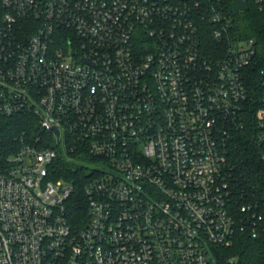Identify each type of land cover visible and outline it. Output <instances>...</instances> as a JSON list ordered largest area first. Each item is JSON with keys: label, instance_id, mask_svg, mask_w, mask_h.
Returning a JSON list of instances; mask_svg holds the SVG:
<instances>
[{"label": "built area", "instance_id": "obj_1", "mask_svg": "<svg viewBox=\"0 0 264 264\" xmlns=\"http://www.w3.org/2000/svg\"><path fill=\"white\" fill-rule=\"evenodd\" d=\"M232 11L0 0V128L27 113L40 130L0 138V264H215L214 247L257 235L229 156L243 133L264 162V43L239 38ZM59 155L101 167L78 226L72 182L50 176Z\"/></svg>", "mask_w": 264, "mask_h": 264}, {"label": "trees", "instance_id": "obj_2", "mask_svg": "<svg viewBox=\"0 0 264 264\" xmlns=\"http://www.w3.org/2000/svg\"><path fill=\"white\" fill-rule=\"evenodd\" d=\"M224 2L232 11V0H224ZM248 2L247 10L232 11L235 16L233 30L239 38L254 37L257 42L264 43V9H258L251 0ZM262 52H264V44H262ZM22 131L28 136L40 134L32 115L22 113L8 117L0 128V138L5 141ZM233 150L229 160L235 165L234 175L240 179L241 186L238 187L246 192L248 197L260 203L262 220L255 237H252L248 231L237 232L231 246L214 247L215 264H235L236 261H240L241 264H264V162L258 156L255 145L243 133L235 139ZM79 157L78 160L80 159L81 162H87L76 164L59 155L50 169L52 179L72 182V192L65 201V214L70 224L77 226L83 224L85 220L84 185L90 176L86 171L87 165H92L94 162L93 158Z\"/></svg>", "mask_w": 264, "mask_h": 264}, {"label": "water", "instance_id": "obj_3", "mask_svg": "<svg viewBox=\"0 0 264 264\" xmlns=\"http://www.w3.org/2000/svg\"><path fill=\"white\" fill-rule=\"evenodd\" d=\"M248 1L247 0H232V9L234 11H243L248 9ZM56 135H58V131L55 130ZM235 264H241L240 261H236Z\"/></svg>", "mask_w": 264, "mask_h": 264}, {"label": "rangeland", "instance_id": "obj_4", "mask_svg": "<svg viewBox=\"0 0 264 264\" xmlns=\"http://www.w3.org/2000/svg\"><path fill=\"white\" fill-rule=\"evenodd\" d=\"M72 159V158H70ZM72 162L76 163V164H83V162H81L80 160H77V159H72ZM87 168L88 170H91V169H100L101 167L98 166V165H87ZM229 260H233V259H229Z\"/></svg>", "mask_w": 264, "mask_h": 264}]
</instances>
